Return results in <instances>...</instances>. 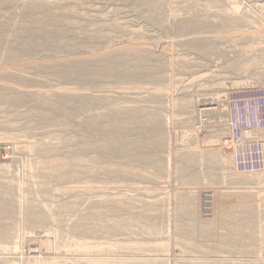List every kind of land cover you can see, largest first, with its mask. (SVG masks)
I'll list each match as a JSON object with an SVG mask.
<instances>
[{
	"label": "rangeland",
	"instance_id": "374dc122",
	"mask_svg": "<svg viewBox=\"0 0 264 264\" xmlns=\"http://www.w3.org/2000/svg\"><path fill=\"white\" fill-rule=\"evenodd\" d=\"M70 4L49 9L43 3H0V14L30 27H10L8 18H0V33L23 42L74 43L70 49L29 50L12 42L0 46L2 51L10 46L17 50L14 57L0 53V209L9 210L0 212V234L11 233L0 236V264H51L65 256L76 260V253L58 245L79 234L72 228L76 224L95 227L84 236L95 243L98 256L108 259L149 256L156 264H264V174L238 171L233 161L200 157L202 150L232 153L224 97L239 88L264 86V35L259 32L264 0ZM230 7L236 12H229ZM62 21L73 28L56 36L42 28ZM110 22L122 24L127 32L109 27L101 36L77 35ZM78 55H90L97 68L119 62L125 69L105 75L93 69L92 80L85 81L75 75L80 62L55 66L66 71L61 77L43 68H22ZM245 58L248 66L228 68L227 59L244 64ZM18 90L47 93L48 101L25 93L18 102ZM81 92L96 99L93 127L63 108L76 107ZM54 102H61L62 109ZM207 107L218 108L213 113L204 111ZM106 140L126 146L105 149ZM42 143L46 150H40ZM30 158L39 165L62 159L70 164L61 171L40 166L31 171ZM42 205L53 207L58 223L42 219L37 211ZM151 226L158 230L153 233ZM193 226L211 233L189 230ZM13 241L16 249L2 248ZM105 242L112 249L101 250L99 243Z\"/></svg>",
	"mask_w": 264,
	"mask_h": 264
},
{
	"label": "bare ground",
	"instance_id": "6f19581e",
	"mask_svg": "<svg viewBox=\"0 0 264 264\" xmlns=\"http://www.w3.org/2000/svg\"><path fill=\"white\" fill-rule=\"evenodd\" d=\"M11 1H16L17 3L21 4V5H29L30 7L33 6V5H36V4H41L42 6V3L47 7V8H51L52 6L54 5H71L70 4V0H44V1H40V0H11ZM40 1V2H39ZM147 0H139L140 3H145ZM2 2V0H0V3ZM64 3H67V4H63ZM59 6V7H60ZM67 10L70 12V11H73V6L71 8H67ZM229 12H233L235 13L236 12V9L233 8V7H230V9L228 10ZM0 18L2 19H5V18H8L7 20L5 19V21L7 22H10V27L13 26L17 29H27V30H30V27L26 26L25 24H22L20 21L19 22H16L14 21V19H12V15H9L8 13H3V14H0ZM16 18V17H15ZM101 20V19H100ZM256 21H251L248 22V23H255ZM107 25V24H106ZM122 25V24H121ZM120 25V23H117V22H110L109 26H100L98 25V27H95V28H86V29H83L84 31H82L80 34L77 33V35H81V36H101L104 32H105V29H109V27H113L115 29H119L121 32H127L126 29L122 28ZM69 27H72L73 26L69 23V22H60L59 24L55 25V27H52V26H49L48 24L44 25L42 28L43 29H47L49 31H51L55 36L58 34V33H62V32H65L67 30V28L69 29ZM85 28V27H84ZM260 34L264 35V27H262L261 31H259ZM6 33V32H5ZM8 34V33H6ZM5 34V35H6ZM76 34V33H75ZM4 32H1L0 33V46L1 45H4V43H10L12 42V44H16V45H19L20 47H23V48H27L29 50H32V49H35V48H40V49H49V48H63V49H70L72 48V46H74L72 42H67V41H61V42H50L49 40H45V39H41V40H38V41H33V40H30V41H27V42H23L20 38H18L17 36H11V35H6L7 37H4ZM80 47V46H79ZM196 47H197V44H196ZM255 48L258 47V49L260 48V46H254ZM3 48H5L3 46ZM82 49H87L86 47H80ZM38 49V50H40ZM4 50V49H3ZM6 50V49H5ZM52 50V49H51ZM2 51V49L0 50ZM17 51V50H16ZM16 51L14 50L13 47H8L7 51H2L0 53L3 54V52L5 53L4 55L5 56H9V57H14L16 56ZM41 51V50H40ZM43 51V50H42ZM41 51V52H42ZM48 50H45L44 54L47 53ZM49 53H51L50 51H48ZM3 55H1L2 57ZM52 57H55L53 55H51ZM79 57H72V58H61V59H56V60H53V61H45L44 59H42L41 62H33L32 64H24L22 66V68L24 67H37V68H43L45 70H49L52 74H54V76H58V77H61V76H65V70L64 68L63 69H56L54 68L55 66H58L60 64H69L73 61H75L76 63L80 62V65L81 66H78L75 70V75L77 77H79L80 79L82 80H85V81H91L92 80V75L94 74L92 71L94 69L95 72L99 73V75H105L109 73H118V74H121L123 73L124 69H125V66L122 64V63H114L110 66H107L105 67L104 69H102L101 67L97 68L98 66H93L92 65V61H91V57L90 55L89 56H80L78 55ZM58 58V57H57ZM93 58V57H92ZM47 59V58H46ZM52 60V59H51ZM245 62L244 64H242V60H234V59H227V66L228 68H238L239 66H242V67H246L249 65V61H246V60H249L247 58L243 59ZM241 62V63H240ZM21 70V69H20ZM67 70V69H66ZM41 71V70H40ZM51 74V75H52ZM250 80H245V84H250ZM250 87V86H249ZM31 94L32 96H36L38 97L39 100L43 101V102H47L48 101V96L47 93L44 94V95H40L38 92L36 91H21V90H18L17 91V100L18 102L22 101V99H25L24 96H26V94ZM53 94H55L54 92H52ZM220 96V95H218ZM217 96V97H218ZM216 97V98H217ZM98 99V98H97ZM113 99V98H112ZM96 99H94V97L92 96V93H89V92H81L78 94V105L76 107H66V106H63V108L66 110L67 114L68 115H71V116H74V117H77V116H81L82 118H84L85 120V123L86 125H88L89 127H93L96 123L95 121L93 120V115H92V109L94 108V104H95V101ZM100 100V99H98ZM98 102H101L98 101ZM97 103V102H96ZM217 103H220V102H217ZM218 105V104H217ZM220 105V104H219ZM54 106L57 108V109H62V103L61 102H54ZM190 106L189 104L187 105V107ZM221 107V106H220ZM224 107V106H223ZM218 108V107H216ZM216 108L214 109V107H207L205 108L206 112H213L215 113L214 110H216ZM224 109V108H223ZM226 111V110H225ZM224 111V112H225ZM205 112V113H206ZM61 114V113H60ZM226 115V114H225ZM108 116V114H107ZM116 116V115H115ZM95 118V117H94ZM108 118V117H107ZM108 122V121H107ZM105 123V122H104ZM99 124V123H98ZM106 125V124H105ZM9 137V136H8ZM219 136L216 137V139L218 138ZM6 138V137H5ZM14 138V137H13ZM215 138V137H214ZM207 139L210 140V136L207 137ZM214 139V141L216 140ZM17 140V139H16ZM104 141V140H103ZM102 141V143H103ZM218 141V139H217ZM210 142V141H209ZM216 142V141H215ZM213 142V143H215ZM99 144V143H98ZM48 145H45L44 143H42V147L40 148V150H46V148ZM99 146H101L99 144ZM102 146L106 149H112V148H117V149H122L126 146V144L123 142V141H117V142H111L110 140H106L104 142V144H102ZM29 147V145L27 146V148ZM34 148V147H33ZM33 148H29L28 149V152L32 151ZM202 149V148H201ZM200 149V150H201ZM199 150V151H200ZM212 152H209V151H204L202 150L203 154H200L202 156L200 157H209V158H214V159H219L220 161H224V162H231L233 161L234 162V154L233 153H226L223 148L219 150V154L213 150H211ZM230 151V150H229ZM201 152V151H200ZM77 156V155H76ZM34 157V156H33ZM205 157V158H206ZM75 158V156H74ZM79 158V157H78ZM77 158V159H78ZM29 159V158H28ZM73 159V158H72ZM81 159V157H80ZM79 160V159H78ZM69 162V161H68ZM66 161H64L63 159L60 160V161H53L51 163H47V164H41L39 165V162L36 161L35 159L34 160H31L30 158V161L27 162V166H28V169L29 170H33L34 167H46L48 169H55L57 171H61V167H65L67 164H70ZM78 162V161H77ZM106 166V165H105ZM105 169V168H104ZM35 170V169H34ZM30 171V173H31ZM45 171V170H44ZM264 169L263 170H259L257 171L258 173L260 174H264ZM64 175V174H63ZM33 176V175H32ZM49 177V176H48ZM62 177V176H60ZM223 177H227V176H223ZM234 176H231L230 178L228 179H233ZM37 178V177H36ZM51 178V177H50ZM225 179V178H224ZM220 180V179H219ZM31 184V183H29ZM37 189V187H36ZM43 204V203H42ZM46 204V203H45ZM53 206V205H52ZM3 207V206H2ZM41 209L40 210H37L39 211L38 214L40 213L41 217L43 220H50V222L52 223H58L59 222V217L57 216H54L52 214V210H53V207H49L46 206V205H42V207H40ZM32 210V209H31ZM7 211H9L7 208H3V209H0V212H5L7 213ZM34 211V210H33ZM31 212V211H30ZM32 213V212H31ZM30 213V214H31ZM29 214V216H30ZM122 218V217H121ZM61 219V218H60ZM133 219V218H132ZM145 219V218H144ZM134 220H143V219H140V218H137V219H134ZM30 221V220H29ZM31 222V221H30ZM49 223V221H48ZM51 223V224H52ZM52 226V225H51ZM9 228V227H8ZM11 228V227H10ZM74 229V231H76L77 233H79L78 235L76 236H70V237H66L65 239L63 240H60L58 242V245L60 247H66L68 251L70 252H73V253H76V255L78 257L75 256L74 259L76 260H71V259H68L66 258L67 256L65 257H62V258H54L51 260V264H156V261H154V259L151 258H148V257H142L141 259H124V258H118V259H108L107 257H103V256H98L97 255V252L99 250H96L94 249V246H95V243H92L91 241L87 240L88 237L86 238L84 236L85 233H89V232H93L95 230V227H89V226H82V225H74L72 227ZM155 226L152 227L151 226V229L150 231H152L153 233L155 232L156 228ZM108 229V228H107ZM260 229V228H259ZM258 229V230H259ZM263 229V228H261ZM15 230V229H13ZM57 230V229H56ZM158 230V229H157ZM156 230V231H157ZM189 230H192V231H196V232H203V233H206L207 231V228H202V227H191ZM255 230V229H254ZM3 231V230H2ZM5 231V230H4ZM209 231V230H208ZM207 231V232H208ZM211 231V229H210ZM209 231V232H210ZM252 231V230H251ZM263 234H264V229L263 230H260ZM1 232V231H0ZM160 232V230H159ZM195 232V233H196ZM208 232V234H209ZM244 232V231H243ZM249 232V231H248ZM59 234V232H56ZM72 233V232H71ZM158 233V232H156ZM211 233V232H210ZM260 233V232H259ZM11 233L10 232H3L0 234L3 235V236H7V235H10ZM70 234V233H69ZM237 234V233H236ZM13 235V234H12ZM210 235V234H209ZM239 235V234H238ZM65 237V236H64ZM213 237V236H212ZM239 237L241 238L242 236L239 235ZM238 237V238H239ZM208 238V236L206 237ZM15 239V238H13ZM212 239V238H211ZM210 240V239H209ZM240 240V239H239ZM216 241V240H215ZM220 241V240H219ZM232 241V240H231ZM236 241V240H235ZM225 242V241H224ZM234 242V241H233ZM252 242V241H251ZM263 242H264V237H263ZM13 245L11 246H3L2 245V248L5 249V250H10L11 248L12 249H16L17 247V243L15 241H13ZM218 243V242H217ZM232 243V242H231ZM250 243V242H249ZM12 244V243H11ZM100 246L103 248L101 250H109V248H111V246L113 245L112 243H108V242H105L106 245H101V243H99ZM98 245V244H96ZM225 245H226V242H225ZM248 245V244H247ZM233 246V245H232ZM120 248H127V247H131L132 248V245H120L119 246ZM144 247V246H142ZM112 249V248H111ZM142 249V248H140ZM258 249V248H257ZM260 251H261V256L262 258L264 259V245L262 243V246L260 247ZM258 252V251H257ZM69 256V255H68ZM74 256V255H73ZM70 257V256H69ZM136 258V257H135ZM219 263V262H218ZM222 264H225V262H221ZM179 264V263H178ZM182 264V263H181ZM210 264V263H208ZM213 264V263H212ZM215 264H217V262H215ZM220 264V263H219ZM232 264H235V263H232ZM248 264V263H247Z\"/></svg>",
	"mask_w": 264,
	"mask_h": 264
},
{
	"label": "built area",
	"instance_id": "2783aa9c",
	"mask_svg": "<svg viewBox=\"0 0 264 264\" xmlns=\"http://www.w3.org/2000/svg\"><path fill=\"white\" fill-rule=\"evenodd\" d=\"M224 99L230 117L226 131L234 154L235 168L246 172L263 170L264 86L239 88ZM204 193L206 196L211 194L207 191ZM208 209L209 206H206ZM206 213L209 214L210 210Z\"/></svg>",
	"mask_w": 264,
	"mask_h": 264
}]
</instances>
